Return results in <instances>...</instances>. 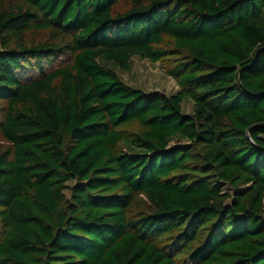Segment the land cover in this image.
<instances>
[{"label":"trees","instance_id":"16d2710c","mask_svg":"<svg viewBox=\"0 0 264 264\" xmlns=\"http://www.w3.org/2000/svg\"><path fill=\"white\" fill-rule=\"evenodd\" d=\"M0 142V264H264V0H0Z\"/></svg>","mask_w":264,"mask_h":264},{"label":"rangeland","instance_id":"374dc122","mask_svg":"<svg viewBox=\"0 0 264 264\" xmlns=\"http://www.w3.org/2000/svg\"><path fill=\"white\" fill-rule=\"evenodd\" d=\"M64 59V58H62ZM63 61H59L61 65ZM109 69L114 71L121 82L127 86L143 90L146 93L160 92L167 96L176 94L179 91L175 81L167 76L162 69L161 63H152L149 60H142L134 57L131 60V70L124 71L114 64H106ZM182 111L184 114H192L193 103L189 99H185L182 104ZM7 144L0 142V150H4ZM74 186V182L68 184L69 190L65 194L70 197V188Z\"/></svg>","mask_w":264,"mask_h":264}]
</instances>
